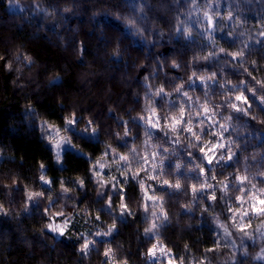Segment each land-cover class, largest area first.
Returning <instances> with one entry per match:
<instances>
[{
	"label": "clouds",
	"instance_id": "obj_1",
	"mask_svg": "<svg viewBox=\"0 0 264 264\" xmlns=\"http://www.w3.org/2000/svg\"><path fill=\"white\" fill-rule=\"evenodd\" d=\"M0 264H264V0H0Z\"/></svg>",
	"mask_w": 264,
	"mask_h": 264
},
{
	"label": "trees",
	"instance_id": "obj_2",
	"mask_svg": "<svg viewBox=\"0 0 264 264\" xmlns=\"http://www.w3.org/2000/svg\"><path fill=\"white\" fill-rule=\"evenodd\" d=\"M38 147V146H37Z\"/></svg>",
	"mask_w": 264,
	"mask_h": 264
}]
</instances>
